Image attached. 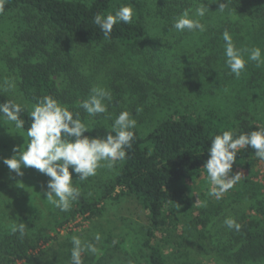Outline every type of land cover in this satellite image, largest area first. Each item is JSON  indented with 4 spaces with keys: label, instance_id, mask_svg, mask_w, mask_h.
I'll use <instances>...</instances> for the list:
<instances>
[{
    "label": "trees",
    "instance_id": "16d2710c",
    "mask_svg": "<svg viewBox=\"0 0 264 264\" xmlns=\"http://www.w3.org/2000/svg\"><path fill=\"white\" fill-rule=\"evenodd\" d=\"M221 2L227 4L228 0ZM192 3V0H161L159 6L162 8L157 10V15L161 14L166 22L173 24L175 17L190 9ZM123 5L133 7L135 4L132 0H0V14L23 11L24 21L28 24L18 40L30 43L16 56L1 54L30 106L22 105L1 90L0 103L13 100L23 106L20 118L25 122V132L31 123L29 112L32 105L46 95L68 106L74 116L79 113L81 118V108L76 106L80 93L75 86L80 79L76 77L71 60L62 55L60 48L53 49L58 40L86 46L100 45L102 51L111 53L141 47L147 27L145 14L136 16L137 5L133 7L132 23H118L108 37L93 22L96 13H115ZM208 5L209 11L201 22L206 25L208 34L205 45L210 52L205 65L209 67L210 81L203 82V89L211 97L221 98L226 91L223 87L230 80L234 92L239 95L208 104L202 111L170 106L169 111L156 117L154 123L144 127L136 124L132 130V147L126 149V159L120 162L117 175L98 198L80 195L69 211L55 212L53 220L46 225L38 224V220H25L23 238L18 232H12L16 222L13 225L11 222L8 227H1L7 225L0 222V264H71V238L74 234L62 236L58 227L65 226L77 214L89 220L98 219L103 215L101 202L104 199L122 196L135 198L147 213L148 225L142 242L145 264H264V199L258 201L260 217L246 219L240 222L239 231L232 230L218 237L217 241L209 242L205 229L210 215L194 206L192 186L207 173L203 167L209 159L207 151L211 139L227 130L239 135L264 128V121L254 114L248 99L254 92L264 91V65L257 67L255 62L249 61L239 78L234 74L229 76L222 39L223 31L228 30L238 48L258 46L264 55V0H229L224 12L218 11L217 3L208 1ZM152 12L148 11L147 15H153ZM52 38L56 40L53 48L50 46ZM61 75L70 79L63 88L57 79ZM109 87L111 92L119 94L115 103L122 99L123 81L113 80ZM131 88L143 96L148 92L147 84L135 78ZM109 104L108 107L113 108ZM84 123L89 130L85 135L94 137L106 136L112 127L98 122ZM235 163L264 165V160L255 156L254 149L245 147L239 149ZM249 186L253 187L251 183ZM248 196L254 198L252 194ZM192 209H197L198 213H192L184 223L181 240L172 239L174 234L167 226V215L181 211L186 214ZM81 240L82 243H96L93 237ZM105 242L108 247L104 246L102 254L84 251L83 264H111L119 256L124 259L121 242L115 243L111 237ZM162 242L174 244L170 246V256L164 251ZM208 248L212 249L210 261L203 257ZM200 249L204 252L201 253Z\"/></svg>",
    "mask_w": 264,
    "mask_h": 264
},
{
    "label": "rangeland",
    "instance_id": "374dc122",
    "mask_svg": "<svg viewBox=\"0 0 264 264\" xmlns=\"http://www.w3.org/2000/svg\"><path fill=\"white\" fill-rule=\"evenodd\" d=\"M132 1L135 4L133 7L137 5L136 16L145 14L147 34L141 47L111 53L102 51L100 45L86 46L72 41L61 42L58 40L57 46L53 48L56 37L52 38L50 46L53 49L60 48L62 55L67 60H71L74 72L77 73L76 77L80 79V82L75 84L78 93H80L76 106L88 98L93 87L105 88L111 92L109 86L113 80L123 81L125 85V89L120 91L123 97L116 103L114 101L116 97L119 98V94L111 92V102H105L107 103L106 113L89 116L80 107V119L83 122L112 125L120 112L126 110L136 120V124L144 127L154 123L156 117L162 113L166 114L170 106L202 111L208 104L217 103L220 99H231L237 93L239 95V92H234L230 80H228L227 86L223 87L226 91L221 98L211 97L207 90L203 89V82L210 81L208 79L209 67L207 68L205 65L206 57L210 52V49L205 45L208 39L206 31L203 33L188 32L187 30L178 32L173 29L171 22H166L161 14L157 15V10L162 8L159 6L161 0ZM192 1L190 8L192 12L204 4L210 8L209 0ZM157 2H159L158 6H156ZM148 11H153V15H147ZM24 15L23 11L19 12L18 10L0 14V90L4 91L3 88L7 87L4 81L8 80L14 87L4 92L22 105L29 107L16 77L7 68L6 61L4 62L1 56L3 53L16 56L30 43L26 40H18L24 29L26 31L28 28V24L24 21ZM225 67L229 69L227 66ZM229 76L233 77L234 75L229 71ZM133 78L147 84V94L143 96L139 91L129 89ZM57 79L62 88L67 86V81L70 80L63 75ZM213 86L216 87L214 84ZM241 95L244 96L243 93ZM248 99H250V106L254 114L264 121V91L261 89L258 93L254 92ZM109 103L113 108L116 107L115 110L108 107ZM133 107L142 110L138 113L137 110L134 111ZM146 108L150 110L146 111ZM25 139L27 137L23 129H16L12 122L0 116V222L7 225L1 227L11 226L17 221L25 223V220L27 222L38 220L36 221L38 224L46 225L53 220L55 212H62L46 199L47 184L50 179L48 176L30 167L22 168L24 175L18 176L14 171L10 172L7 165L4 164L5 158H11L14 155V148L26 147ZM119 166L120 161L112 170L99 168L95 176L84 181H76L77 174L73 173L74 185L80 188L81 195L98 198L117 175ZM237 172L242 173L241 180L219 199L208 194L210 184L207 173L192 186L195 196L194 206L202 208V212L207 211L210 215L209 225L205 229L208 242L217 241L218 237L234 230L228 229L224 225L225 218L233 217L240 223L261 215L257 207L259 199H264V165L234 163L230 174L235 175ZM249 183L253 187H250ZM250 194L254 198L248 196ZM101 206L104 210L100 218L89 220L77 214L75 218H71L65 226L58 227L57 230L62 236L72 233L83 240L88 237L94 238L95 234L99 233L100 241H94L100 254H102L105 245L108 247L105 242L106 238L111 237L115 243L121 242L123 252L121 256L124 257L123 260L120 256L114 258L111 264H128L130 262L145 264L142 242L148 225V216L142 206L135 198L129 196L104 199ZM192 213L193 215L197 214V209H192L186 214L181 211L170 212L167 215V226L171 227L174 234L172 239L181 240L180 235L184 229V223L192 217ZM52 234H55V231ZM162 244L164 251L170 256V246L174 244H165L164 242ZM202 252L204 251L201 250ZM211 253V248L204 252L203 257L206 261H210ZM176 254H172V256Z\"/></svg>",
    "mask_w": 264,
    "mask_h": 264
},
{
    "label": "clouds",
    "instance_id": "9594fccd",
    "mask_svg": "<svg viewBox=\"0 0 264 264\" xmlns=\"http://www.w3.org/2000/svg\"><path fill=\"white\" fill-rule=\"evenodd\" d=\"M209 3L219 4V12H224L229 0L222 3L221 0H209ZM209 8L206 4L201 5L192 12L185 9L174 19L172 28L178 32L206 31V25L200 18L205 17ZM134 9L123 5L107 15L96 13L93 22L104 33L110 36L115 25L118 23L131 24ZM224 43V55L226 65L230 72L239 78L245 70L249 61L255 62L257 67L264 65V55L258 46L251 48H238L233 40V35L228 30L222 33ZM247 56V60L245 59ZM7 86L3 88L8 91L14 85L8 80L4 81ZM111 92L105 88L93 87L87 99L80 103L81 107L89 116H96L107 112V102H111ZM142 109L137 108L139 113ZM23 106L13 100L0 103V115L12 122L16 129H24V120L20 118ZM30 126L27 128L25 144L26 147L14 148V155L5 158L4 164L10 172L23 176L22 168H35L50 179L47 184L46 199L55 208L62 212L71 209L73 202L81 195L80 188L74 185L73 173L77 174L76 181H84L95 176L99 168L114 169L118 161L126 159V149L132 147L136 120L132 118L129 111H122L114 119L111 131L104 137L85 135L88 133L87 125L80 119L79 113L75 116L66 105H62L51 95L38 99L32 105L29 112ZM24 144V145H25ZM251 147L255 150V156L264 160V128L253 130L250 133L234 135L233 131H223L211 139L208 149L209 159L203 168L207 171L210 184L208 194L221 198L222 195L232 189L240 180L242 173L231 175L233 164L236 161L239 149ZM71 169V171H70ZM224 225L228 229L239 231L241 224L233 217H227ZM26 225L16 222L12 227L13 233H19L23 238ZM96 241L101 236L96 233ZM71 264H83L82 253L88 251L92 254L98 253V248L93 243H82L78 236H72Z\"/></svg>",
    "mask_w": 264,
    "mask_h": 264
}]
</instances>
